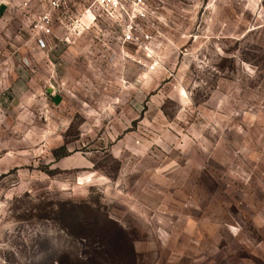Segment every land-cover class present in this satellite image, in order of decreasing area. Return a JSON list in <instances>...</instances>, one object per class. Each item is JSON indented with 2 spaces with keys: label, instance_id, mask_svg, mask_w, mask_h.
<instances>
[{
  "label": "clouds",
  "instance_id": "obj_1",
  "mask_svg": "<svg viewBox=\"0 0 264 264\" xmlns=\"http://www.w3.org/2000/svg\"><path fill=\"white\" fill-rule=\"evenodd\" d=\"M234 2L242 15L253 6ZM254 3L247 31L264 28V3ZM245 35L236 48L209 49L205 39L178 68L157 66L151 85L148 66L137 65L126 89L80 93L52 114L48 128L58 131L43 143L33 139L48 116L35 81L0 102V264H98L117 244L130 251L123 264H264V60L241 56ZM64 83L79 92L70 77ZM245 108L257 110L254 133L251 121L240 120L241 131L229 120ZM126 111L134 136L122 133Z\"/></svg>",
  "mask_w": 264,
  "mask_h": 264
},
{
  "label": "rangeland",
  "instance_id": "obj_2",
  "mask_svg": "<svg viewBox=\"0 0 264 264\" xmlns=\"http://www.w3.org/2000/svg\"><path fill=\"white\" fill-rule=\"evenodd\" d=\"M145 1L148 19L137 22V25L153 37L150 43L124 44L127 24L119 16L110 19L97 14L90 29L81 26L80 20L91 5L90 0H67L66 4L53 12L51 33L44 37L47 47L41 49L37 44L36 32L32 25L38 20L43 4L34 3L25 6L23 0H0V102L7 106L16 98V90L19 87L35 81L42 96L40 107L48 113V116L40 118V126L33 125L36 130L34 140L39 139L40 143H43L48 136L58 131L55 128L51 130L48 128L49 120L55 124L52 114L66 109L70 102L74 106L75 100L82 98L80 93L88 92L90 97L94 98L110 88L126 89L132 82L129 79L130 69L137 65L148 66L149 71L144 75L147 85H151L153 80L150 73L157 66L170 61L178 68L186 58V54L194 51V46L199 47L203 44L205 39L206 47L209 49L218 41L229 43L232 48H236L242 43L238 39V34L243 29L247 32L244 40H248V43L244 45V49H241V56L244 50H247L251 58L259 57L264 60L262 54L264 28L253 24L252 31H247L246 27L251 24V14L258 11L254 0H249L253 6L243 10V15L234 0ZM261 3H264V0H261ZM231 23H239V27L235 31H230ZM253 32L256 35H253ZM146 47L149 48L150 54L144 50ZM200 51L203 52L204 48H200ZM196 58L203 57L197 53ZM149 61L152 63L149 64ZM106 69H111L114 75L106 73ZM101 73L105 74L101 75ZM66 77L71 78L79 92L73 91L64 83ZM169 80L171 76L161 79L160 87L166 85ZM69 92L72 93L71 97ZM16 102L18 104L19 100L17 99ZM85 102L87 103V99ZM129 110L134 109L129 106ZM212 111L211 108L206 109L207 113ZM256 111L253 108L252 112H248L245 108L244 113L239 117H229V120L237 124L241 131L246 129L239 121L242 119L251 121V131L254 133L258 121ZM147 112L148 108L142 107L137 113V119L143 120ZM79 115L75 113L73 119L75 120ZM124 116L127 124L122 129V133L125 136H134V130H138L137 119H130L127 111ZM107 130L105 126L101 132ZM224 131L231 139L232 134L227 129ZM73 135L75 130L70 128L67 136L70 139ZM40 143L35 144L34 147L38 149ZM19 150L27 149L21 146ZM23 167L29 168L32 165L27 164ZM84 182L87 180L82 178V183ZM79 198L78 194L71 197V199ZM114 219L118 217L114 216ZM109 231L105 226L98 230V234L103 239L109 235ZM118 246L123 248L122 244Z\"/></svg>",
  "mask_w": 264,
  "mask_h": 264
},
{
  "label": "built area",
  "instance_id": "obj_3",
  "mask_svg": "<svg viewBox=\"0 0 264 264\" xmlns=\"http://www.w3.org/2000/svg\"><path fill=\"white\" fill-rule=\"evenodd\" d=\"M7 1V0H5ZM25 6H30L34 3H42L43 9L40 12L38 20L34 22L33 30L36 32V39L39 48L47 47L45 36L51 33L50 25L52 23V14L60 9L67 0H23ZM91 5L82 15L80 25L90 29V25L96 20V15L101 14L110 19L120 17L127 24L124 32V44H147L152 42L153 37L147 34L142 28L137 25V22L148 19L147 5L145 0H90ZM85 19V20H84ZM78 24V25H79ZM82 30L83 27H82ZM144 50L150 54L149 48Z\"/></svg>",
  "mask_w": 264,
  "mask_h": 264
},
{
  "label": "trees",
  "instance_id": "obj_4",
  "mask_svg": "<svg viewBox=\"0 0 264 264\" xmlns=\"http://www.w3.org/2000/svg\"><path fill=\"white\" fill-rule=\"evenodd\" d=\"M128 256H130V251H126L117 244L115 246V250L107 251L105 254L99 257L98 264H123V261Z\"/></svg>",
  "mask_w": 264,
  "mask_h": 264
}]
</instances>
